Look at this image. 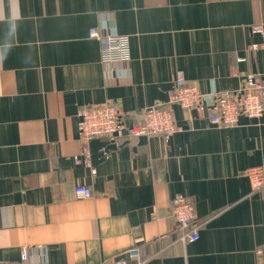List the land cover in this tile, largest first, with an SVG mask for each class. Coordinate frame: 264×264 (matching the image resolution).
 Returning <instances> with one entry per match:
<instances>
[{"label": "crops", "instance_id": "1", "mask_svg": "<svg viewBox=\"0 0 264 264\" xmlns=\"http://www.w3.org/2000/svg\"><path fill=\"white\" fill-rule=\"evenodd\" d=\"M258 24L264 0H0V264H113L135 247L143 264H259L264 188L246 171L264 167V115L224 127L175 105L168 143L118 142L95 174L75 162L80 108L110 102L138 124L179 71L207 105L264 74ZM92 28L129 35L132 60L102 63ZM177 194L202 222L196 241L174 243Z\"/></svg>", "mask_w": 264, "mask_h": 264}, {"label": "built area", "instance_id": "2", "mask_svg": "<svg viewBox=\"0 0 264 264\" xmlns=\"http://www.w3.org/2000/svg\"><path fill=\"white\" fill-rule=\"evenodd\" d=\"M253 33L263 34L264 25L251 27ZM89 36L101 44L102 63H128L132 60L129 35L115 31L102 32L98 28L89 30ZM259 43H253L251 49H259ZM242 60V59H240ZM206 114L212 124L224 127L237 125L240 117L260 118L264 115V74H247L237 89L224 90L215 95L212 105L206 104V94L183 72H177L173 80L172 92L165 103H155L144 110L143 120L138 124H128L123 119L121 106L102 102L80 108L78 111V137L82 143L81 152L75 156L76 163L96 169L92 163L91 142L95 139L117 144L118 142L141 137L161 136L169 142L180 129L174 118V106ZM251 192L264 188V167L255 166L246 171ZM75 192L83 197H90L91 188L85 184L77 185ZM171 214L174 221V243L185 244L199 238L202 222L196 214L193 202L183 194H177L171 201ZM176 231V233H175ZM45 247H38L45 251ZM21 259L31 261L28 247L23 248ZM138 248L131 249L129 258L117 259L113 264H143ZM259 264H264V257Z\"/></svg>", "mask_w": 264, "mask_h": 264}, {"label": "water", "instance_id": "3", "mask_svg": "<svg viewBox=\"0 0 264 264\" xmlns=\"http://www.w3.org/2000/svg\"><path fill=\"white\" fill-rule=\"evenodd\" d=\"M141 140H146L147 137H141ZM91 153H92V162L98 163L100 160L104 159L105 154L117 148V144L108 143L106 141H101L95 139L91 142Z\"/></svg>", "mask_w": 264, "mask_h": 264}]
</instances>
